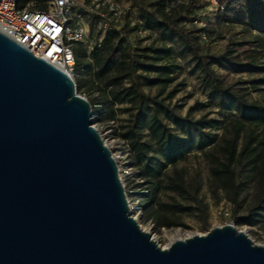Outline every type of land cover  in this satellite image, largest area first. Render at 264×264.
I'll use <instances>...</instances> for the list:
<instances>
[{
	"label": "trees",
	"instance_id": "trees-1",
	"mask_svg": "<svg viewBox=\"0 0 264 264\" xmlns=\"http://www.w3.org/2000/svg\"><path fill=\"white\" fill-rule=\"evenodd\" d=\"M216 1L220 9L215 22L209 24L204 18L200 26L196 21L203 7L201 0L177 5L175 0H132L139 15L137 22H123L118 29L107 31L90 51L85 43L72 47L73 81L77 93L87 96L94 120L113 124L118 114L126 115L120 126L110 127L127 145L131 164L138 171L140 182L132 188L125 186L126 196L137 201L144 220L158 230L185 226L182 215L195 210L202 213L207 208L199 198V183L188 181L185 170L178 167L188 160L194 135L199 142L205 141L212 191H222L236 208L247 203V215L238 218L242 224L253 226L264 220V104L248 101L245 94L225 86L208 61L259 72L256 61L264 55V0ZM223 25L241 26L253 34V41L232 43L219 55L206 52L201 39L218 33ZM90 27L97 29L95 19ZM142 32H160L163 39L172 36L178 40L195 61L201 82L221 110L237 116L220 127L216 118L180 115L177 105H171L177 87L182 86L177 83L169 89L178 76L171 49L153 44L139 47L135 38ZM249 85V92L262 91L264 78L251 79ZM145 87H156V94L149 95ZM219 127L222 134L215 139L210 131ZM249 186L253 187L251 195L247 193ZM164 193L170 194V201L162 200ZM177 197L187 199V204Z\"/></svg>",
	"mask_w": 264,
	"mask_h": 264
},
{
	"label": "water",
	"instance_id": "water-1",
	"mask_svg": "<svg viewBox=\"0 0 264 264\" xmlns=\"http://www.w3.org/2000/svg\"><path fill=\"white\" fill-rule=\"evenodd\" d=\"M73 79L0 32V264H264L231 224L162 248Z\"/></svg>",
	"mask_w": 264,
	"mask_h": 264
},
{
	"label": "rangeland",
	"instance_id": "rangeland-1",
	"mask_svg": "<svg viewBox=\"0 0 264 264\" xmlns=\"http://www.w3.org/2000/svg\"><path fill=\"white\" fill-rule=\"evenodd\" d=\"M183 3H188L190 0H181ZM203 6L201 10L204 12L207 23L213 24L216 20L217 10L214 6L206 4L207 0H201ZM125 11L123 22L135 23L139 20L137 7L132 3V0H119ZM204 3V4H203ZM189 24H186L188 26ZM218 33L211 35L210 38L201 39V45L205 51L219 55L223 54L233 45L232 43L252 42L253 34L246 31L238 25H223L217 29ZM103 34L94 27H89L85 45L88 51L97 41L103 38ZM136 45L145 47L153 44L154 46H165L171 49V62L175 67L177 79L169 87L173 88L177 83L182 86L177 87L179 91L171 100V105H177L176 111L182 116L188 115L189 118L199 119L201 117L216 118L220 121V127L224 126L227 119L237 116L236 112H227L221 110L216 99L212 98L206 86L201 82L200 71L195 61L186 54L178 40L172 36L167 38L162 37L160 32H142L136 38ZM253 46L250 44V48ZM213 71L222 79L225 86H230L232 90L238 93L245 94L248 101L256 100L264 104V86L262 91L249 92V81L256 77L264 78V55H259L256 65L260 67L259 72L253 71L250 68L238 69L228 66L224 63H217L213 60H208ZM144 91L149 95H155L157 90L154 88H144ZM248 93V94H247ZM82 97L87 96L82 94ZM181 106V108H179ZM125 114H118V120L113 124L97 123L92 117L95 128L97 129L102 141L110 147L115 156L118 157V174L123 186L132 188L133 184L139 183L138 171L135 169L130 160V154L123 141L117 139L113 130V126H120ZM168 124L178 133H182L171 121ZM211 130V134L215 139H219L222 134L220 129ZM205 141L199 142L197 136L194 135L191 152L189 158L185 162L179 163L178 167L183 168L188 181H196L200 185L199 198L207 206L205 212L199 213L197 210L194 214L182 215L181 220L185 226L175 227L170 229H155L153 224L144 220L140 207L137 201L128 198L129 209L132 216L137 221L142 230L151 234L152 239L162 248L167 247L176 239H185L189 236L205 234L213 227H221L226 224H231L236 229L245 232L249 238L258 245L264 246V220L253 226L244 225L238 220L239 217L247 215V203L236 208L228 202L222 191L213 192L209 185V163L205 155ZM253 187L249 186L248 194L251 195ZM249 199V198H248ZM162 200L170 201V194L164 193ZM181 203L187 204V199L177 197Z\"/></svg>",
	"mask_w": 264,
	"mask_h": 264
},
{
	"label": "built area",
	"instance_id": "built-area-1",
	"mask_svg": "<svg viewBox=\"0 0 264 264\" xmlns=\"http://www.w3.org/2000/svg\"><path fill=\"white\" fill-rule=\"evenodd\" d=\"M208 1L220 9L216 0ZM180 3L175 0V5ZM198 16L196 23L203 26L204 12L200 10ZM124 17L118 0H0V32L72 79V47L85 42L91 20H96L97 30L104 35L118 29ZM107 147L117 164L118 157Z\"/></svg>",
	"mask_w": 264,
	"mask_h": 264
}]
</instances>
